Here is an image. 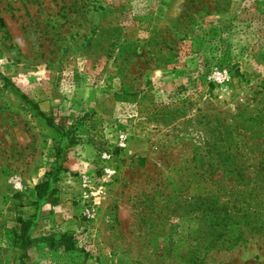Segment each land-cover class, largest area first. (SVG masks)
Returning <instances> with one entry per match:
<instances>
[{
	"label": "rangeland",
	"instance_id": "374dc122",
	"mask_svg": "<svg viewBox=\"0 0 264 264\" xmlns=\"http://www.w3.org/2000/svg\"><path fill=\"white\" fill-rule=\"evenodd\" d=\"M0 264H264V0H0Z\"/></svg>",
	"mask_w": 264,
	"mask_h": 264
},
{
	"label": "trees",
	"instance_id": "16d2710c",
	"mask_svg": "<svg viewBox=\"0 0 264 264\" xmlns=\"http://www.w3.org/2000/svg\"><path fill=\"white\" fill-rule=\"evenodd\" d=\"M24 98L27 99L26 96ZM35 106L37 108V105H35ZM39 112H40V114H43L42 111H39ZM49 125L53 126V122L51 120L49 121ZM204 166H205L204 162L200 161V164L197 166V168H199L201 171H203ZM57 173H58V171L47 172L45 179L42 180L41 182H39L35 186L36 197L38 199H43V198L49 196L50 194H52L56 191L51 186V180H52L53 175L57 174ZM204 174H205V171L203 173H200L199 177L201 179H203ZM219 197L220 196H217L215 199L218 200ZM189 200L190 201L188 202V205L192 209V211L196 212L198 210H201L202 212H204L205 211L204 209H206V206L208 205L207 203H208L209 197H207L206 195H202V194H194V195H192V197ZM242 203H243V205H246V208L244 211H248L249 209H247V208H249L250 204L247 203V200L243 201ZM241 208H243V207H241ZM240 210H238V211H240ZM231 212H233V211H231ZM230 217H231V215L228 217V221L230 220ZM17 224H18V226L14 227V229L12 230L13 241L16 245L19 244V248H25L26 249L28 247V244L31 242V240L28 236H29V232L33 226V222L31 219L24 220L21 217H19L17 219ZM229 231H230L229 229L225 230V232L220 231L218 234V237H215V239H212V241L218 240L220 238H223L224 241L229 240V237H228ZM65 239H66V236L63 235L61 240H65ZM70 246H71L70 243H67V247H70Z\"/></svg>",
	"mask_w": 264,
	"mask_h": 264
}]
</instances>
